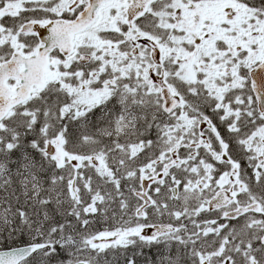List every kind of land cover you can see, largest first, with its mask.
<instances>
[{"label": "snow or ice", "instance_id": "snow-or-ice-1", "mask_svg": "<svg viewBox=\"0 0 264 264\" xmlns=\"http://www.w3.org/2000/svg\"><path fill=\"white\" fill-rule=\"evenodd\" d=\"M0 264H264V0H0Z\"/></svg>", "mask_w": 264, "mask_h": 264}]
</instances>
